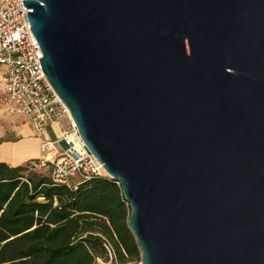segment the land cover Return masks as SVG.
Instances as JSON below:
<instances>
[{"label": "water", "instance_id": "obj_1", "mask_svg": "<svg viewBox=\"0 0 264 264\" xmlns=\"http://www.w3.org/2000/svg\"><path fill=\"white\" fill-rule=\"evenodd\" d=\"M25 5L142 264H264V0Z\"/></svg>", "mask_w": 264, "mask_h": 264}, {"label": "trees", "instance_id": "obj_2", "mask_svg": "<svg viewBox=\"0 0 264 264\" xmlns=\"http://www.w3.org/2000/svg\"><path fill=\"white\" fill-rule=\"evenodd\" d=\"M32 164L37 160L20 167L0 162V264L140 260L132 210L116 181L57 185Z\"/></svg>", "mask_w": 264, "mask_h": 264}, {"label": "built area", "instance_id": "obj_3", "mask_svg": "<svg viewBox=\"0 0 264 264\" xmlns=\"http://www.w3.org/2000/svg\"><path fill=\"white\" fill-rule=\"evenodd\" d=\"M33 11L25 0H0V71L6 113L25 116L39 135L50 126L59 128L57 139L43 138L40 147L41 164L52 165L55 184L76 187L93 179L112 180L83 142L70 111L43 70V52L29 16ZM110 255L113 259L111 251Z\"/></svg>", "mask_w": 264, "mask_h": 264}, {"label": "crops", "instance_id": "obj_4", "mask_svg": "<svg viewBox=\"0 0 264 264\" xmlns=\"http://www.w3.org/2000/svg\"><path fill=\"white\" fill-rule=\"evenodd\" d=\"M59 135L57 126H50L44 135H39L25 116L6 113V94L0 71V162L20 167L42 160L43 138L55 140Z\"/></svg>", "mask_w": 264, "mask_h": 264}, {"label": "rangeland", "instance_id": "obj_5", "mask_svg": "<svg viewBox=\"0 0 264 264\" xmlns=\"http://www.w3.org/2000/svg\"><path fill=\"white\" fill-rule=\"evenodd\" d=\"M32 166H35L36 167L35 169L39 173L47 174L49 177H51V170H52V165L51 164L43 166L41 164V159H39V160H37V164L36 165L32 164ZM97 264H120V263L112 262V260H99V261H97ZM128 264H142V259L140 258L139 261H131Z\"/></svg>", "mask_w": 264, "mask_h": 264}]
</instances>
